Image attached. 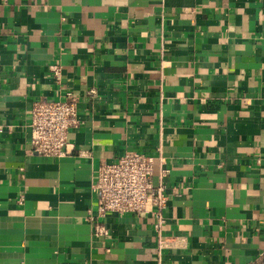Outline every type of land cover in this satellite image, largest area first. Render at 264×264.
Segmentation results:
<instances>
[{
    "label": "crops",
    "instance_id": "1",
    "mask_svg": "<svg viewBox=\"0 0 264 264\" xmlns=\"http://www.w3.org/2000/svg\"><path fill=\"white\" fill-rule=\"evenodd\" d=\"M69 95L73 151L33 152L32 103ZM0 128V264H264V0H0ZM129 149L163 157L184 246L146 212L92 234L98 165Z\"/></svg>",
    "mask_w": 264,
    "mask_h": 264
},
{
    "label": "built area",
    "instance_id": "2",
    "mask_svg": "<svg viewBox=\"0 0 264 264\" xmlns=\"http://www.w3.org/2000/svg\"><path fill=\"white\" fill-rule=\"evenodd\" d=\"M49 70L55 82L59 83L61 66L53 63L49 65ZM75 100L69 95V100L43 98L32 103L29 147L33 152L59 158L73 151L68 137L70 129L79 124ZM155 160L164 163L159 154L154 156L141 150L129 149L117 160L98 165L91 186L96 197V207L86 217L95 237L108 236L109 230L103 221L108 213L146 212L154 216L153 231L159 252L185 245V238L182 236L162 234L165 223L163 211L169 197L164 183L154 185L152 181ZM167 171L163 167L160 176H165Z\"/></svg>",
    "mask_w": 264,
    "mask_h": 264
}]
</instances>
